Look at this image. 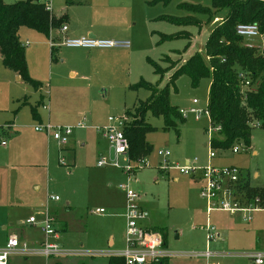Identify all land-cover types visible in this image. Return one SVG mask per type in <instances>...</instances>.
Segmentation results:
<instances>
[{
	"label": "rangeland",
	"instance_id": "374dc122",
	"mask_svg": "<svg viewBox=\"0 0 264 264\" xmlns=\"http://www.w3.org/2000/svg\"><path fill=\"white\" fill-rule=\"evenodd\" d=\"M3 1L10 5L24 0ZM39 1L50 2L54 17L69 12L68 0ZM154 1L73 0L76 27L81 29L87 21L95 29L102 20L113 18L131 33L127 40L129 49H114L118 51L109 57L98 55L90 64L85 50L64 47L54 51L51 62L49 44L52 40L56 46L60 45L64 37L59 33L61 27L48 36L20 28L18 38L24 49L28 75L37 83V88L22 82L0 61V143L7 141L6 152L0 146V166L6 162L11 164L8 169L0 168V206L5 205V192L14 187L10 186L11 175L16 178L15 188L20 193V199L8 206L9 209L0 207L2 220L5 212L10 214L8 222L0 224V247L9 236L20 240L25 237L29 241L43 239L39 231L24 228L23 223L33 213L39 214L48 208L56 217L57 227L64 224L61 238L66 241L65 248L84 252L82 256L49 260L42 256H28L26 260L14 258L16 264H106V257L85 255L109 251L107 241L111 237L115 250L124 248L125 221L120 217L123 194L118 186L126 184V176L117 169L97 167L100 158H112L107 140L97 129L106 126L108 118L123 117L127 124L132 122L127 115L149 97V92L139 87L141 84L164 88L173 71L195 53L207 62L208 36L227 15L226 10L214 12L211 0H171L166 5L153 4ZM185 6L204 9L210 15L191 14L183 9ZM167 18L178 21L192 18L197 24L177 26L165 21ZM244 42L253 47L261 44L259 39ZM97 51L101 50L89 52ZM171 63H175V69H170ZM153 65L163 74L159 76ZM70 71L77 72L78 76L71 78ZM208 87L209 80L204 79L197 88H192L186 76H180L174 87H169L172 108L187 111L194 107L192 101L196 100L195 108L204 111L199 119L187 116L183 123L177 122L176 131L164 130L161 117L146 115L145 122L155 130L145 138L152 151L145 158L148 167L143 166L132 175L129 185L140 195V203L147 204L150 224L152 221L156 227L153 229L165 238L166 250L174 253L207 250L206 234L199 228L207 219L198 195V183L174 170L167 174L159 171L157 165L161 159L156 152L168 151L172 164L193 159L207 163ZM34 109L40 120L33 118ZM79 122H83L85 129H74L64 147L47 135L35 132L41 124L73 127ZM13 136L17 137L16 141H11ZM119 162L123 165L127 161L120 158ZM212 164L235 167L246 175L252 187L264 189V130L254 125L249 148L238 154L219 150ZM174 177H178L177 182H173ZM35 188L40 190L36 192ZM49 197H57L59 202H51ZM100 208L106 212L102 216L94 213ZM208 221L220 234V240L211 242L208 250L223 255L208 260L182 256L170 258L169 264H250L237 255L264 251V213L254 214L248 224L239 216L216 212Z\"/></svg>",
	"mask_w": 264,
	"mask_h": 264
},
{
	"label": "trees",
	"instance_id": "16d2710c",
	"mask_svg": "<svg viewBox=\"0 0 264 264\" xmlns=\"http://www.w3.org/2000/svg\"><path fill=\"white\" fill-rule=\"evenodd\" d=\"M171 0H155L153 4H168ZM70 4V2H67ZM212 10H226L227 15L208 36L205 44L207 62L198 53L189 57L175 69L168 84L162 88L141 84L149 92L146 101L138 103L127 116L132 122L123 130L128 142L127 157L131 162L147 158L152 148L146 142V135L154 132V128L145 122L151 113L153 117L163 119L164 130L176 131V123H183L184 118L169 105V87H174L180 76L189 79L190 86L197 88L204 79L209 80L206 113L209 127H219L212 135L209 147L214 150H230L235 143H242L245 148L250 146L252 128L264 130V44L258 48H247L243 40L235 33L239 24L256 25L264 35V0H211ZM191 14L210 15L204 9L183 7ZM66 16L55 18L39 0H24L14 4H5L0 0V59L2 66L15 73L22 82L37 88V83L29 78L24 49L18 38V30L25 27L29 30L48 36L51 31L62 27ZM165 21L177 26L196 25L192 18ZM180 37V36H179ZM173 38V39H177ZM182 38H187L183 36ZM169 41V38H162ZM51 62L54 51H50ZM166 61L167 58H164ZM158 75L163 73L156 69ZM244 71L251 82V88L241 94L236 81V73ZM34 119H38L36 110H32ZM255 123V124H254ZM207 129V130H208ZM207 130L205 133L207 134ZM177 134V133H176ZM248 194H255L261 189L251 187L248 180L243 184ZM107 264H122L120 259L109 258Z\"/></svg>",
	"mask_w": 264,
	"mask_h": 264
},
{
	"label": "built area",
	"instance_id": "2783aa9c",
	"mask_svg": "<svg viewBox=\"0 0 264 264\" xmlns=\"http://www.w3.org/2000/svg\"><path fill=\"white\" fill-rule=\"evenodd\" d=\"M244 1V0H239ZM46 9L50 11L49 2L45 3ZM66 25L60 28L59 33L65 34ZM235 33L243 40V45L247 48H256L245 43V40L259 39L264 44V35H261L256 25L239 24L236 26ZM50 51H54L61 47L66 49H80L85 51L91 50H111V49H129L130 43L118 40H102L92 37L81 38H65L61 40L60 45L56 46L51 40ZM236 81L239 85L241 94L247 92L251 88V82L247 74L240 70L236 73ZM198 102L192 101L194 107L187 111L179 110L178 113L182 118L193 116L199 119L204 111L197 110L195 105ZM207 115V113H205ZM127 121L122 118H108L107 125L99 127L97 131L107 140L111 151L112 158L105 160L100 158L97 163L98 168H111L123 172L126 176V184L118 186L119 192L123 194L124 205L122 217L125 221V246L122 250L110 252H91L89 258L106 257L116 258L122 261V264H165L170 258L191 256L202 257L208 260L212 256H219L209 252L208 248L211 242L220 240V234L212 227L208 221V217L212 213H224L231 216H239L245 223L253 220V215L264 213V189L255 194H248L243 184L247 179L239 169L232 166L213 165L212 161L216 159V150L209 147L207 163L203 166L199 165L198 159L186 160L185 162L170 163V153L168 151L159 150L156 156L161 159L158 170L164 173L176 171L180 175L189 177L194 183H198L199 198L204 203L206 224L200 227L206 234L207 250L204 253L181 254L167 251L165 246V238L161 233L154 229L145 227V223L150 218V212L140 205V195L129 188L132 175H135L141 167H148L145 159L138 162H131L127 157L128 142L124 137L123 130L127 125ZM74 129H85L83 122L77 123L73 127L52 126L50 124H41L35 128V132L43 133L56 142L59 146H66ZM219 127L208 129V140L212 135L219 131ZM5 141L0 146H5ZM242 143H235L230 151L232 154H238L244 150ZM120 158H125L126 163L121 165ZM251 186V185H250ZM51 202H58L57 197H49ZM94 213L104 215V209H97ZM40 216V219L38 218ZM26 224L31 227H38L43 235V241L35 248H28L20 245L16 236H10L3 248H0V264H9V260L13 256H42L46 260L49 258H60L68 256H82L84 252L73 251L61 247L59 240L61 231L56 225V220L49 213L48 209H44L39 214H35L28 218ZM223 254H221L222 256ZM245 258L250 264H264V251H254L237 255Z\"/></svg>",
	"mask_w": 264,
	"mask_h": 264
},
{
	"label": "crops",
	"instance_id": "0c3cea01",
	"mask_svg": "<svg viewBox=\"0 0 264 264\" xmlns=\"http://www.w3.org/2000/svg\"><path fill=\"white\" fill-rule=\"evenodd\" d=\"M69 2H70V7H69V12L68 13H62L61 14V16L60 17H62L63 15H65L66 16V18H65V25H66V27H67V31L65 32V34H64V37L65 38H81V37H92V38H99V39H104V40H120V41H127L130 37H131V33H129V32H127V30H125V28L123 27V25H122V22L121 21H117V20H115V19H113V18H111V19H104V20H102L101 22H100V27L98 26V27H96L95 29H94V26L93 25H91V24H89V23H87L86 24V22L84 23V26L80 29V27H76V25H74V23H73V0H68ZM44 2V1H43ZM47 2H49V1H47ZM46 3V2H45ZM49 6H50V2H49ZM50 12L52 13V10H51V8H50ZM60 17H55V18H60ZM20 41V40H19ZM127 42H129V41H127ZM130 43V42H129ZM22 45V44H21ZM258 47H260V45L258 46ZM258 47H256V48H258ZM55 51V50H54ZM118 50H114V49H111V50H105V51H97L96 53H93L92 54V52H94V51H92V52H86V51H83L84 53H86L85 55H86V57L85 58H87V64L89 63H91L92 62V60L96 57V56H98V55H102V56H111V55H115V52H117ZM0 61H1V59H0ZM86 64V65H87ZM87 71V70H86ZM83 72H85V71H83ZM88 72V71H87ZM70 76H71V78H75V77H77L78 76V74H77V72H75V71H70ZM209 88V87H208ZM38 115V114H37ZM38 120H40V117L38 116ZM3 133H4V131H3ZM9 135H14V133L12 132V133H8ZM16 136H13V138H12V140L11 141H16ZM5 141V143H6V145L5 146H3V148H5V152L7 151V141L6 140H4ZM82 147H83V145H81ZM2 147V146H1ZM2 159H4V160H6V159H8V158H2ZM6 162V161H5ZM11 164H10V162H6V164L4 163V165H1L0 166V168L2 169V168H4V169H8L9 168V166H10ZM199 165H201V166H203L204 164H202V163H200L199 162ZM7 174H8V172H7ZM10 178L11 179H13V180H11L10 181V186H11V184L14 186V187H12L11 189H8L7 190V192H5V205H3V206H0V207H3V209L5 208V209H9V208H7L8 206H12V204L13 203H15V202H17L18 201V199H20L19 197H18V195H20V193H17V191H16V188H15V182L16 181H14V179H16L14 176H10ZM254 178H256V175H254ZM178 181V177H174L173 178V182H177ZM192 181V180H191ZM251 185V184H250ZM251 187H252V185H251ZM40 190V188H35V191L37 192V191H39ZM22 195V194H21ZM59 202V201H58ZM54 203H57V202H54ZM123 205H124V197H123V201H122V204L120 205V210H121V212L123 213ZM140 205L142 206V207H144V208H146L148 211H149V209L147 208L148 206H147V204H144V203H140ZM147 206V207H146ZM0 209H2V208H0ZM48 209V208H47ZM48 211H49V213L51 214V216H53L55 219H56V217H55V215H54V213H52V211H50L49 209H48ZM41 212V211H40ZM40 212H38V213H40ZM35 214H37V213H33L31 216H33V215H35ZM4 220H2V217H0V224H4V222H8V219H9V217H10V214H9V212H5L4 214ZM3 215H1V216H3ZM31 216H29V217H31ZM229 216H231V215H229ZM120 217L121 218H123L122 217V214H120ZM231 217H234V216H231ZM38 218L40 219V216H38ZM150 220H151V217L149 218V220L145 223V227H147V228H150V229H153V228H156L155 226H154V223H153V225H152V221H151V224H150ZM63 225L64 224H62V225H60L59 226V228L61 229L60 231H61V235H62V233L64 232V228H63ZM23 227L25 228H28V227H30L29 229L31 230V231H39L40 233H41V231H40V229L38 228V227H31V226H29V225H27L26 224V222L25 223H23ZM202 227V226H201ZM200 228V227H199ZM24 232V231H23ZM41 235H42V233H41ZM10 237V236H9ZM8 237V238H9ZM42 237H43V235H42ZM7 238V239H8ZM24 238V240L22 239V240H20V239H18L19 240V242H21V245H25V246H34V245H39L42 241H43V239H41V240H35V241H29L28 239H26L25 237H23ZM6 242H7V240H6ZM6 242H5V244H6ZM65 240H62V238L60 237V240H59V243H60V245H61V247L62 248H64V249H67V248H65L66 246V244H65ZM166 243V242H165ZM5 244H4V246H5ZM4 246H2V247H0V248H3ZM107 246L109 247V251H103V252H110V251H118V249H114V247H115V243H114V240H113V237H111L108 241H107ZM216 254V253H215ZM221 254L222 253H217V255H219V256H221ZM14 258L16 259V258H24L25 260L27 259V257H21V256H13V257H11L10 258V260H9V264H16L15 262H14ZM50 259V258H49ZM49 259H47V260H49ZM107 259H109V258H107ZM57 263V262H56ZM108 263V260H106V264ZM23 264H27V262H24ZM165 264H169V261H166L165 262Z\"/></svg>",
	"mask_w": 264,
	"mask_h": 264
}]
</instances>
